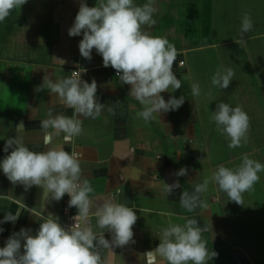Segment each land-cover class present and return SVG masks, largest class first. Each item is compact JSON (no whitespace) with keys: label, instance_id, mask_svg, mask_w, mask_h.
Here are the masks:
<instances>
[{"label":"crops","instance_id":"crops-1","mask_svg":"<svg viewBox=\"0 0 264 264\" xmlns=\"http://www.w3.org/2000/svg\"><path fill=\"white\" fill-rule=\"evenodd\" d=\"M81 2L28 0L0 23V161L10 153L11 149L4 152V145L8 138L16 136L20 122L25 130L20 135L30 150L46 151L47 147L59 145L66 151L77 152L83 177L90 181L94 194L115 196L133 207L138 217L133 227L135 243L115 248L113 264H146L143 254L158 246L159 229L169 221L185 223L182 217L195 218L201 227H211V231L203 233L209 249L211 244L216 249L227 245L230 240L222 191L210 184L202 196L209 207L191 213L181 207L180 196L209 177L218 165L226 166L237 159L231 156L228 161L212 156V146L218 147L217 140L223 136L216 132L210 119L218 103L241 106L250 117V131H264V2L229 0L228 16L224 6L227 0H156V24L146 30L175 45L179 55L173 72L181 80L180 89H169L161 95L166 101L173 96H183L185 100L179 109L161 114L149 123L136 117L142 106L129 96L130 86L120 82L115 69L103 66L102 56L95 49L91 60L80 55L78 45L83 34L68 35ZM86 2L90 7L97 4V0ZM135 2L139 5L146 0ZM216 3L223 5L217 7ZM244 12L250 13L254 27L244 35L246 42L238 45L235 41L240 38ZM228 19H233V38H216L214 34L226 32L223 26L225 20L230 24ZM55 58L66 62L62 65ZM221 66L235 72L227 89L211 83L212 75ZM76 69L86 70L89 83L95 79L97 99L105 110L96 119H84L83 133L73 141L65 143L61 134L46 147L40 124L47 118L48 109L69 117L73 109L65 107L47 89H35L45 75L55 81L71 76ZM186 75L191 80L184 79ZM192 83H199L200 96H192ZM107 106L114 107V114L107 112ZM251 137L249 133V140ZM181 168L187 169V175L178 177L175 173ZM177 181L179 187L166 196L164 183ZM41 192L37 186L26 191L22 185L12 184L0 169V220L7 212L15 214L20 209L15 223L0 224L4 229L0 233V247L21 228L35 234L42 217L49 213L65 224L64 197L58 202H43ZM105 238L110 240V234L105 232ZM216 252L214 259L219 264L220 250Z\"/></svg>","mask_w":264,"mask_h":264},{"label":"clouds","instance_id":"clouds-1","mask_svg":"<svg viewBox=\"0 0 264 264\" xmlns=\"http://www.w3.org/2000/svg\"><path fill=\"white\" fill-rule=\"evenodd\" d=\"M28 0H0V23L4 22L14 9H21ZM156 0H146L137 4L135 0H97L96 6H88L82 0L74 23L68 30L70 37L83 34L79 41L80 55L92 59V51L102 56L103 66L112 67L122 84L130 86L129 96L142 106L136 112L137 118L145 123L157 120L161 114L179 109L185 98L170 97L167 101L162 93L181 88V80L173 72V64L179 53L166 37L152 35L146 30L156 24L154 15L158 9ZM254 27L249 12L241 16L238 45L246 41L244 35ZM62 65L63 59L55 58ZM183 64V61H180ZM235 72L232 68L218 67L211 77L213 86L227 89ZM184 79L191 80L190 75ZM97 82L81 79L80 72L53 80L45 75L43 82L35 91L47 89L56 94L62 104L73 109L71 117L56 114L52 108L47 118L41 121L43 143L47 147L56 137L65 143L73 141L83 133V120L96 119L105 110V105L97 99ZM193 97L201 94L199 83L191 84ZM107 112L114 114V107L107 106ZM217 131L225 137L230 149L242 147L249 141L250 117L241 106L232 107L220 102L210 118ZM16 136L8 138L4 145L7 154L0 161V169L12 184H19L27 191L32 186L42 190L43 202L60 201L66 194L70 197L69 208H76L77 214L70 225H62L59 217L49 213L35 234L31 229L21 228L13 232L0 247V264H113L115 248H123L135 243L133 227L137 214L133 207L120 202L113 195L98 196L90 181L83 177L79 154L66 151L59 145L47 147L46 151L30 150L20 133L24 124L16 126ZM159 159V157L157 158ZM264 172V163L252 159L247 153L235 167L224 164L191 191H183L180 205L187 212L206 210L209 205L202 196L208 192L210 184H215L225 193L228 200L243 205V197L254 191ZM176 176L187 175L181 168ZM179 183H164V193L171 195ZM20 209L15 214L7 212L0 220L15 223ZM185 223L168 222L159 229V244L143 255L146 264H208L218 256L208 248L203 233L211 227H201L195 218L182 217ZM4 229L0 227V233ZM105 232L111 239L105 238ZM105 252L107 253L105 255Z\"/></svg>","mask_w":264,"mask_h":264},{"label":"rangeland","instance_id":"rangeland-1","mask_svg":"<svg viewBox=\"0 0 264 264\" xmlns=\"http://www.w3.org/2000/svg\"><path fill=\"white\" fill-rule=\"evenodd\" d=\"M261 1L264 2V0H259L260 3ZM216 4L218 7L220 3ZM230 5L229 0L224 3L225 10L228 11L227 14L230 13L228 10ZM226 20L224 21L225 26L221 24L226 32L224 34L220 33L221 35L214 34L216 38H219V36L227 40L233 38V19H228L230 20L229 25H227L229 21ZM228 52L226 51V53ZM249 133H252V139L250 138L246 145L234 149L228 147L227 140L219 133L222 137L217 140L218 147L212 146V156L214 158L219 156V158H225L228 161L231 156H237L235 162L227 163L226 166L228 167L238 165L241 162L239 155L244 153H247L250 158L264 163V131L253 130ZM256 148L261 149L257 152ZM259 175L260 181L254 186V191L244 194L243 205L228 200L227 195L222 192V198H224L226 205L225 223L230 241L225 246L221 245L220 249L214 248L213 244L210 245L211 250H220L219 264H264V172ZM215 261V259H212L211 264H216Z\"/></svg>","mask_w":264,"mask_h":264},{"label":"built area","instance_id":"built-area-1","mask_svg":"<svg viewBox=\"0 0 264 264\" xmlns=\"http://www.w3.org/2000/svg\"><path fill=\"white\" fill-rule=\"evenodd\" d=\"M80 72L81 73V79L84 81L89 82L86 70L84 69H76L73 70L72 72ZM72 75V73H71ZM70 197L66 194L64 196V200H63V205H62V214L64 216L65 219V224L64 225H70L73 223V220L71 219L73 216H75L77 214V212L75 211V208H69L68 207V201H69Z\"/></svg>","mask_w":264,"mask_h":264}]
</instances>
